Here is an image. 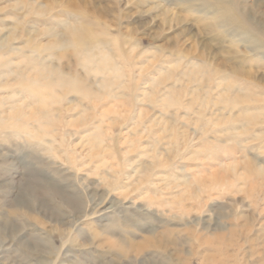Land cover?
<instances>
[{
    "label": "rangeland",
    "instance_id": "374dc122",
    "mask_svg": "<svg viewBox=\"0 0 264 264\" xmlns=\"http://www.w3.org/2000/svg\"><path fill=\"white\" fill-rule=\"evenodd\" d=\"M229 1L0 0V261L264 264V0ZM78 22L117 78L41 49ZM41 63L92 93L64 90L32 137L8 118Z\"/></svg>",
    "mask_w": 264,
    "mask_h": 264
},
{
    "label": "bare ground",
    "instance_id": "6f19581e",
    "mask_svg": "<svg viewBox=\"0 0 264 264\" xmlns=\"http://www.w3.org/2000/svg\"><path fill=\"white\" fill-rule=\"evenodd\" d=\"M225 3L226 6L222 7L223 9L217 12L218 14L217 16H222L221 13H223V10L232 11L233 9H236L232 1L228 0V3L227 2ZM65 32L66 34H68L67 36L71 37L69 41H68L69 38L64 39L63 35L60 36L58 35L54 39L55 41L53 43L51 44L48 43V45L42 47L41 49L49 51L50 55L52 56L55 55V57L59 60L62 58H66L69 60L73 55L78 64L79 62H81V65H83L84 68L87 69L90 68L92 71L96 73H101L103 70L108 68V70L112 71V73L116 78L118 75L121 74V69L120 66H117L116 59L114 58V56L110 54V52L106 48H104L101 42L98 41L95 32L90 27H86L84 26L83 23L80 22L69 23L65 27ZM68 47H70L71 49L69 50L66 49ZM41 49L40 51H42ZM56 50H59L57 54L56 52H54ZM40 66L42 67L41 68L42 73L39 76L42 77L43 82L40 83V80L38 78L37 79L34 78V80L31 79L27 81V83L29 82L28 85L30 83L34 84V81L38 83L36 90H34L31 96V98L34 99L35 101H33V103L29 101L25 104H21V105L19 104L16 106L14 105V107H12V111L9 113V118H8L13 120L11 124L13 125L14 128L17 129L24 128L26 126L28 127L30 125L29 135H31L32 137H41L49 132V128L53 123L52 122L53 120L51 121V118H49V115L52 111L51 107L59 98L62 97L63 95L62 92H64V90H65L64 95L71 91L82 92L83 94H87V95L92 93L81 85V82H83V80H81L78 74L76 73L66 74L65 71L63 70L61 71L55 68L56 66L52 67L53 65L49 66L41 63ZM204 68L205 67H203L201 64L199 65L197 63H193V69L188 74L192 78H194L198 72L204 75L206 74ZM225 84H226V90H229L234 86L232 80L229 78L225 80ZM226 96L227 94L222 95L221 97L222 101L224 103L229 101L231 105H237L240 102L242 103L248 100L247 94L240 95L239 93H235L229 100H227ZM166 101L167 103H171L172 102L171 97L167 98ZM34 102L38 105L36 106ZM6 121L8 120H5L4 117L3 118L0 117L1 123L5 124ZM90 141H91L90 142L91 146L95 147L96 144L94 142L95 140L94 141L90 140ZM103 211L105 212L106 209ZM34 227L38 231H40V233L42 234L46 233V229L42 227L40 224L35 223ZM81 249L82 248L80 247V245L77 244L71 245V251L73 252ZM27 253L40 254V252L36 251V249H29L27 250ZM33 257L35 258V256ZM0 264H5V263L3 261H0Z\"/></svg>",
    "mask_w": 264,
    "mask_h": 264
}]
</instances>
